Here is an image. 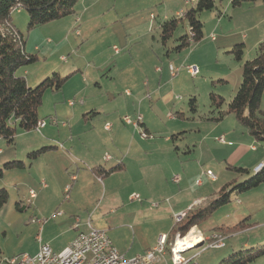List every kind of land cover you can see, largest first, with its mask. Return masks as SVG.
I'll use <instances>...</instances> for the list:
<instances>
[{
    "label": "crops",
    "instance_id": "0c3cea01",
    "mask_svg": "<svg viewBox=\"0 0 264 264\" xmlns=\"http://www.w3.org/2000/svg\"><path fill=\"white\" fill-rule=\"evenodd\" d=\"M232 2L233 0H227L226 4L229 8L223 10L217 6L216 11L210 12V19L217 18L219 23L226 17L233 19L230 16ZM97 3L96 0H80L75 19L70 18L67 21H60L61 23H52L58 25H50L53 26L50 31L55 37L49 35L53 40L47 38L46 43L53 45L56 41L55 48L59 49L63 44L61 40L63 34L64 36L67 34L65 41L69 40L72 32L76 34L75 36L82 37L86 24L92 19L87 12L96 8ZM260 4L253 6L257 18L254 16L247 18L250 22L249 32L252 33L251 47L255 52L264 42V6ZM79 14L81 18L78 17ZM201 18L204 19V13ZM12 23L16 28L13 20ZM217 27L221 28V26ZM246 38L247 36L244 35L241 40H233L224 48L227 50L235 43H245ZM36 50L39 48L36 47ZM64 58V56L61 57L64 65H57L51 71H57L60 75L73 74L72 80H76L77 85L72 91H62L53 114L42 118L44 119L42 121H48L53 117L60 123H66L67 126L48 124L41 133L33 131L40 136V139L35 137L37 142L30 146V149L37 151L49 148V151L32 162L27 169L22 170L28 171L31 177L29 190L25 192L22 199L26 202H23L25 206L32 207L30 227L36 232L35 238L39 247L40 244H46L53 252L61 253L77 238L79 232L88 231L86 223L91 219L92 226L105 231L118 252L128 259L144 255L154 249L160 237L168 236L170 233L169 224L171 223L168 217L173 215L172 219H174L176 215L186 214L191 208L209 199L206 190L198 193L194 187H197L198 182L201 184L203 182L197 178L199 176L195 175L205 173L201 165H206V159L209 158L206 156L205 147L211 136L210 140L214 142V146L217 149H224L219 151L224 152L225 155L235 157V163L238 164L234 165L247 169L249 175L251 170L264 164V147L254 145L258 141L246 132L234 116H226L221 122L215 123L208 120L210 116L197 120L196 114H191L190 110L182 109L181 113H173L169 110V104L174 101V97L177 98L178 95L175 93L160 97L161 105L165 109L159 113L155 110L156 95H142L145 91L143 87L147 84L142 85L141 79L136 76L126 77L121 82L117 81L119 76L117 68L109 80L112 81V87L104 91V94L101 92L99 96L91 95L88 100H85L87 98L84 99L83 95L87 94L91 86L94 84L97 87L102 83L100 75L106 67L92 68L89 64H80L79 61L65 62ZM18 72L17 76L25 77L30 87L40 82L41 78L31 79L30 73L26 71L21 74ZM221 77L225 79L226 76ZM171 78H174L172 81L175 82L177 77ZM219 81L224 85L228 83V80ZM241 82L242 69L238 86L235 91L233 90V96L230 95V98H227L225 92L221 90L213 92L223 96L226 101L228 99L227 103H229L235 97ZM174 86H177L174 88L175 91L185 87L181 83ZM193 95L196 96L197 92L191 90L186 94L189 97ZM71 100H77V103L70 106ZM81 100L84 101L83 104L79 103ZM261 110L264 112V95ZM125 118H130L133 122L140 121V128L135 129L132 125L126 124ZM107 126L109 129H106ZM208 129L209 134L206 135ZM142 132L151 135L150 139L144 140L141 136ZM158 135L164 137L163 141H157ZM32 138L34 137H29L27 140ZM3 144L0 139V166L15 159V156L3 158L5 153ZM231 147H234L232 151L229 150ZM107 156L109 160H106ZM198 156L199 160L196 163L195 159ZM117 166H123V169L106 177L101 178L93 172L96 168L102 167L108 171ZM195 169L196 173H194ZM209 171L211 170L207 172ZM233 174L235 177L231 181L239 182L240 177ZM177 175L181 176L179 185L172 182ZM241 177H244L243 181H245L249 176ZM42 182L46 183L45 188ZM68 186H71L69 200H65V190ZM30 191L36 193V198L32 202H29ZM133 195L152 201L151 209L158 210L155 211L154 217L157 222L152 229L144 227L145 216H142L149 208L145 207L143 202L132 200ZM158 199H167L168 204L164 207L159 205L155 207L157 204L154 202ZM57 212H61L62 215L55 216ZM240 212L241 219L250 218V224L257 223L260 226L258 222H252L250 199L244 198L241 202V210L236 211L231 218L234 217L237 221ZM77 219L80 221L79 229L74 228ZM200 227L193 230L197 232ZM217 227L221 226L217 225L214 229ZM252 229L240 234L246 235ZM213 230L208 234L203 232V235L199 236L206 242L204 250L212 243L211 238L216 235ZM39 237L41 243L38 240ZM226 246L216 250H223ZM248 246L249 242H246L244 247ZM222 256L224 255L219 257Z\"/></svg>",
    "mask_w": 264,
    "mask_h": 264
},
{
    "label": "rangeland",
    "instance_id": "374dc122",
    "mask_svg": "<svg viewBox=\"0 0 264 264\" xmlns=\"http://www.w3.org/2000/svg\"><path fill=\"white\" fill-rule=\"evenodd\" d=\"M96 1H98L96 8H92L87 12V15L92 19L86 24L83 30V36L77 37L75 36L76 34L72 32L73 34H70L69 40L65 41L67 34H65V36L63 34L61 38L63 44L59 49L55 48V46H57L56 41L53 42V45L46 43L47 38L52 39L49 35L53 34L50 31L53 26L50 25L58 24L50 23L28 33L27 26L29 17L27 12L24 10L14 12L12 14V20L16 28L25 37L27 53L38 57L36 63L20 69L18 73L21 74L26 71L30 73L29 77L31 79L41 78L42 80L40 79V82H42L46 78L51 77L53 73H59L51 70L57 65H64L61 61L62 56H64L65 59L67 58L66 60L68 61H79L80 64H89L92 68L102 69L106 67L104 69L105 71L100 75L102 83L97 87L93 84L87 94L83 95V98H87L85 100H88V97L91 95L99 96V93L101 94L102 92V94H104V91L112 87V81L109 80L113 77L112 74H114V70L117 68L119 71L117 81L121 82V80L126 77L136 76L141 79L142 85L145 83L147 84L143 87L145 91H143L142 95H156L157 102L155 101V104L157 108L155 110L159 113L165 109V107L161 105L162 101H160V97L165 95L169 94L168 96H170L171 93L178 95L177 98L175 99L174 97V101L169 104V110L173 113H181L182 109L186 111L190 110V100L192 98L196 99L197 113L195 116L198 120L210 116V92L221 90L225 92L227 98H230L229 96L233 94V90L235 91V88L238 86L241 69L243 72V65L246 61L253 60L257 55V52L251 47L250 37L252 33L249 32L250 22L247 19L248 16L257 18L253 8V6L257 4L246 3L235 9L231 7L230 16H232L233 19L226 17L223 18L220 23L216 20L217 18L210 19V12H204L205 21L204 19L202 20L200 16V19L204 22V39L200 43L191 44L189 48L178 54L174 51V48L177 45V41L182 36L189 33L187 24L184 22L180 23L174 37L168 43L167 48L164 47L160 41V27L165 21L174 17L182 18L184 13L196 4L193 3L194 0ZM215 2L219 9L223 10L229 8L226 4L227 0H215ZM260 5L264 6V3ZM75 17L76 16L68 17L60 21H67V19L70 18L75 19ZM78 17H80V14ZM60 21L57 22L61 23ZM217 26H221V28ZM244 35L247 36V43H235L227 50L224 48L226 44L230 45V42L233 40H241ZM212 36L215 38L214 41L211 39ZM238 44H244L246 47L242 62H237L233 55L230 54L233 47ZM36 47H38L39 50H36ZM114 48H117L119 52L115 53ZM109 65L110 67H108ZM189 65H196L199 68L200 74L196 78H192L186 69H183V66ZM171 66L180 69L179 74L175 76V78L177 77L175 82L174 80L172 81L174 78H171ZM132 74L134 76H131ZM67 75L61 74V76ZM222 75L226 76L225 79L221 77ZM71 80L72 77L64 86V91H72L77 85L76 80ZM219 80H228V83L224 85L219 83ZM40 82L37 84L34 83L31 88H35ZM178 83L185 85V87L183 86L182 89L175 91L174 88H177V86L174 85ZM191 90L196 91L197 95L190 97L186 96L187 92ZM62 91L58 93L48 91L45 94L43 105L39 112L41 118H46L48 115L53 114L57 106L56 103L63 93ZM70 103H72L70 106H73L77 103V100H71ZM79 103L83 104L84 101L81 100ZM223 109L226 110L227 106ZM208 132L209 129L206 131V135L209 134ZM29 137L34 138L27 140ZM35 137L40 139L37 133H26L19 130L15 146H8L7 142L2 140L4 146H1H3L5 152L3 158L15 156V159L9 162H28V154L36 151L35 149H30V146L37 142ZM211 138L212 136L207 140L205 147L206 156L209 158L206 159V165H201L205 173L203 175H195L199 176L197 178H199L200 181H203L202 184H200L203 186L198 187L200 185H196L197 187H194L195 191L198 193L199 191L206 190L207 198L216 196V193L235 177L233 172L229 170L230 166L239 167V165H234L238 164L235 163V157H230L225 155L224 152L219 151H224V149H217L214 146V142L210 140ZM156 139L157 141H163L164 137L158 135ZM254 145L256 147H264V142H256ZM233 149L234 147L229 148L231 151ZM197 153L199 154V152ZM198 160L199 156L195 159V162L198 163ZM191 161H193V159ZM3 167L4 163L0 166V169ZM208 170H211L216 176V182H212L209 177L206 176ZM28 173V171L23 172L22 170H14V172H6L4 179L0 180V190L4 188L9 192V201L0 211L1 264H9L12 259L19 258L22 255L34 256L39 248L35 238L36 232L30 227L32 209L24 212H19L16 209L17 203L24 202L22 199L23 195L29 190V181L31 177ZM194 173H196V169ZM254 173L255 170L250 171L251 175ZM195 176L194 174L192 175L193 178ZM244 179V177H240L239 182ZM65 196L66 195H64V197ZM244 198L250 199V206L253 212L252 222H258L260 226L250 230L246 235L238 234L226 241L224 240L227 246L223 250L210 249L208 245L207 249L204 250L203 248L206 242L201 238V242H199V247L202 246L201 248L198 247L183 255L185 259L190 260L196 254H199L198 258L190 264H221L223 259L228 258L233 253L245 249L248 250L258 245H264V185L241 196L233 194L232 203L216 212L210 220L201 225L197 232H195L193 228L191 234H196L195 237H199L203 235V232L207 234L211 233L217 225L232 226L233 224L243 221L244 218L241 219L240 217L241 212L237 216V221L234 217L231 218V216L234 215L236 211L241 210V202H243ZM139 202H143L145 207L149 208L142 216H145L144 227L152 229L157 222V219L154 217L156 216L155 211L158 210L151 209L150 205L152 201H147L144 197L143 199L141 198ZM154 204L164 207L168 203L167 199H158ZM172 216L173 215L168 217L171 223V225L169 224L170 232L177 223L175 218L172 219ZM246 242H249V246L245 248L244 245ZM220 255L224 256L219 257ZM167 260L168 264H171L169 255L167 256ZM250 264H264V257Z\"/></svg>",
    "mask_w": 264,
    "mask_h": 264
},
{
    "label": "trees",
    "instance_id": "16d2710c",
    "mask_svg": "<svg viewBox=\"0 0 264 264\" xmlns=\"http://www.w3.org/2000/svg\"><path fill=\"white\" fill-rule=\"evenodd\" d=\"M80 0H0V139L5 140L8 146H15L18 131L26 133L35 131L40 121V108L44 96L48 91L61 92L73 74L61 76L53 73L35 88H31L25 77L17 76V72L38 61V57L26 52L24 35L12 23V14L17 10L27 12L29 22L27 32L30 33L38 27L77 16V5ZM264 3V0H233L232 8H239L244 4ZM214 0H196V4L188 9L182 18L174 17L165 21L160 27V41L167 48L174 37L180 23L188 26V32L182 36L174 48L176 53H182L193 43H200L204 39V23L200 16L204 12L216 11ZM245 45L238 44L233 47L230 54L237 62H242L245 54ZM264 95V42L258 46L257 55L253 60L243 65L242 82L229 103L226 99L215 93H210L211 113L209 121L221 122L226 116H234L238 123L258 142H264V112L261 110ZM227 110L224 111V107ZM190 111L197 113L196 99L189 102ZM146 133V132H144ZM149 135L148 133H146ZM151 136V135H149ZM49 151L42 148L28 154V163L24 161H11L0 169V180L8 171L25 170ZM123 166H117L108 171L96 168L93 172L99 177H106L120 172ZM229 170L238 177L249 176L245 181H231L224 185L216 196L207 199L202 204L191 208L184 218L175 224L167 236V243L175 242L176 236L185 238L193 228L200 227L210 220L216 212L232 203V195L241 196L264 185V169L254 175L240 167H229ZM9 201V192L0 190V211ZM16 209L24 212L31 209L22 202L17 203ZM250 218L232 226H221L213 230L224 240L258 226L250 224ZM226 246V245H225ZM264 257V245L241 250L222 260L221 264H250ZM1 264V262H0Z\"/></svg>",
    "mask_w": 264,
    "mask_h": 264
},
{
    "label": "built area",
    "instance_id": "2783aa9c",
    "mask_svg": "<svg viewBox=\"0 0 264 264\" xmlns=\"http://www.w3.org/2000/svg\"><path fill=\"white\" fill-rule=\"evenodd\" d=\"M196 3V0L193 1ZM153 17V16H152ZM212 40L215 38L212 36ZM115 53L119 52L117 48H114ZM63 61H67L65 58ZM183 69H186L188 74L192 78H196L200 74V70L196 65L183 66ZM171 76L175 77L179 74L180 69L170 67ZM72 105V103H70ZM172 117L171 114H169ZM124 122L126 124L132 125L135 129L140 128V121L133 122L130 118H125ZM53 126H66V123H60L56 118H50L48 121H40L37 125L35 131L41 133V131L48 125ZM109 129V126L106 127ZM141 136L143 139H149L150 136L142 132ZM106 160H109V157H106ZM264 169V164H260L256 167L255 172L258 173ZM207 177L211 181H216V176L211 172L206 173ZM172 182L179 185L181 183V176L177 175L172 179ZM201 182H198L197 185H200ZM42 186L45 188L46 184L42 182ZM71 186H68L65 190V200H69V191ZM29 202H32L36 198V193L30 191L29 193ZM132 200L140 201L138 195H133ZM158 205H155L157 207ZM61 212H57L55 216H61ZM185 214L176 215V222H180L184 218ZM88 231L79 232L77 238L70 243V245L63 250L61 253H55L52 249L46 244H40L39 252L35 256L22 255L19 258L12 259L9 264H168L167 256H170L171 264H190L196 260L199 254H196L192 259H185L184 254L188 251L195 250L199 245H193V247H187L179 249L177 247L179 239L188 238L192 233L190 232L185 238H181L180 235L176 236L175 242L171 245L167 243V236L160 237L158 245L146 252L144 255L137 256L133 259H128L125 255H122L114 247L111 239L105 231L98 230L92 226L91 219L87 221ZM80 221L77 219L74 225L75 229H79ZM196 235V234H195ZM41 243V238H38ZM201 241V238L199 239ZM212 249H221L225 247L224 238L216 234L212 237V243L208 245ZM197 264V263H195Z\"/></svg>",
    "mask_w": 264,
    "mask_h": 264
},
{
    "label": "bare ground",
    "instance_id": "6f19581e",
    "mask_svg": "<svg viewBox=\"0 0 264 264\" xmlns=\"http://www.w3.org/2000/svg\"><path fill=\"white\" fill-rule=\"evenodd\" d=\"M199 239H200L199 237H195V234L194 235L191 234V235H189L188 238L179 239L177 247L179 249H183L184 247L187 248V247H193V245L194 246L197 245V244L199 245L200 244L199 242H201V241H199Z\"/></svg>",
    "mask_w": 264,
    "mask_h": 264
}]
</instances>
